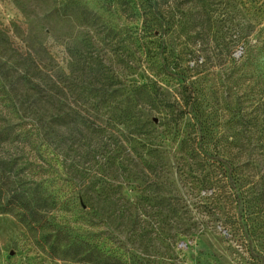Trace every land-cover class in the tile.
Instances as JSON below:
<instances>
[{"label": "rangeland", "instance_id": "1", "mask_svg": "<svg viewBox=\"0 0 264 264\" xmlns=\"http://www.w3.org/2000/svg\"><path fill=\"white\" fill-rule=\"evenodd\" d=\"M262 60L264 0H0V124L34 120L37 114L22 105L37 97L40 103L49 101L46 116L57 96L70 117L78 110L83 119L104 126L105 108L94 97L99 88L119 90L104 104L121 108L134 82H156L175 101L177 85L184 82L174 78L180 66L194 81L193 118L184 116L177 130L173 123L166 128L165 115L153 112L157 135L169 131L170 137L187 129L183 126L190 120L196 136H207V144L224 155V137L234 132L239 143L231 153L243 162L239 152H250L259 161L264 152V68L257 63ZM195 61L200 66L190 69ZM21 76L29 79L28 87ZM116 129L124 130L107 126L111 134H118ZM168 137L161 138V145L154 142L164 161L155 176L144 167L131 170L141 171L143 181L128 176L126 165L115 166L116 171H97L94 165L91 173L110 180L111 196L127 201L139 221L128 233L123 226L115 228L103 209L96 232L112 247L118 237L124 240L133 264H255L238 235H229L237 226L231 221L238 217L225 185L213 183L206 192L198 183L205 173L214 182L217 171L197 168L198 156L195 162H175L178 140L171 144ZM0 155L20 154L13 143ZM28 167L25 177L35 178L39 168ZM85 167L74 178L75 191L92 180ZM166 176L173 184L165 182ZM149 182L155 190L146 187ZM0 264L80 263L42 249L12 213L0 212Z\"/></svg>", "mask_w": 264, "mask_h": 264}, {"label": "trees", "instance_id": "2", "mask_svg": "<svg viewBox=\"0 0 264 264\" xmlns=\"http://www.w3.org/2000/svg\"><path fill=\"white\" fill-rule=\"evenodd\" d=\"M177 64L173 67H178ZM257 64L264 68L263 60ZM195 66H200V63L195 61L190 69ZM183 69L180 66L174 69V78L177 76L181 82L184 81L177 85L179 98L175 101L167 99L156 82H134L130 96L121 108L104 104L112 99L113 93L120 95L119 90L112 93L107 88H99L94 97L99 100L97 105L101 103L105 108L104 126L83 119L78 110H74L76 115L70 117L63 100L57 96L50 103L51 110L46 116L44 113L48 100L40 103L37 97L32 102L27 100V105L24 101L23 108L37 114L32 115L34 120L0 124V149L15 143L20 154V157L0 155V212L12 213L34 237L35 242L53 255L80 264H133L126 254L124 240L118 237L117 246L112 247L111 241L101 237L95 230L97 221L103 218L100 216L103 209V214L112 219L117 229L123 226L129 233L139 226L127 201L113 198L108 191L113 184L97 171L102 168L114 169L120 164L126 165L125 168L130 171L127 172L128 176L134 179L143 181L141 178L145 175L141 171L133 173V168L150 169L149 172H154L155 176L156 166L159 163L163 166L164 161L162 156L159 157V147L154 142L161 145V138L168 137L169 131L159 133L160 140H154L158 135L152 120L153 112L165 115L166 128L171 123L178 127L186 115H189V119L193 118L190 113L195 110L194 81L188 80L189 75L185 76ZM20 79L28 87L29 79L25 76ZM36 94L41 95L39 91ZM117 125L124 130L116 129L118 134H111L107 130V126L113 128ZM185 126L188 127L180 130L181 134L176 131L168 137L171 144L178 140L175 162H179L180 158L185 163L195 162L198 158L197 168L203 170L213 167V172L217 171L218 178L214 182L205 173L198 183L206 192L213 183L221 182L219 188H227V198L234 204L238 217L231 221V226L235 223L237 226L230 228L232 231H229V235H238L255 264H264V152L259 161L251 158L250 152H239V156L244 158L242 162L231 153L232 147L239 143V137L234 132L224 137L225 148L228 149L224 155L216 146L207 144V136L205 138L201 133L196 136L197 129L190 120ZM124 154H128V159ZM97 157L104 160L99 163ZM85 161H91L92 164L85 167ZM33 164L39 168L37 175L35 178L25 177L28 166L33 167ZM249 164L253 166L251 175L246 172ZM94 165L97 171L92 174ZM84 167L88 168L86 174H91L92 180L84 188L79 187L75 191L74 178L84 174ZM164 180L169 184L174 182L173 179L169 181L167 176ZM151 184L147 183L146 187L150 189ZM104 192V195H100ZM212 194L214 191H211Z\"/></svg>", "mask_w": 264, "mask_h": 264}]
</instances>
